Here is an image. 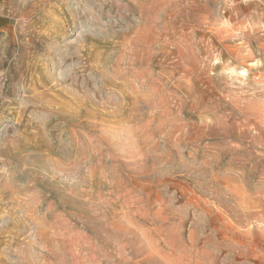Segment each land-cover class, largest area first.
I'll list each match as a JSON object with an SVG mask.
<instances>
[{
    "label": "rangeland",
    "instance_id": "1",
    "mask_svg": "<svg viewBox=\"0 0 264 264\" xmlns=\"http://www.w3.org/2000/svg\"><path fill=\"white\" fill-rule=\"evenodd\" d=\"M0 264H264V0H0Z\"/></svg>",
    "mask_w": 264,
    "mask_h": 264
}]
</instances>
